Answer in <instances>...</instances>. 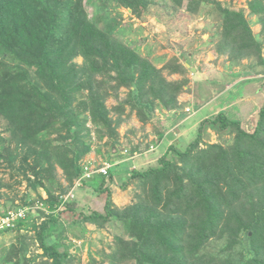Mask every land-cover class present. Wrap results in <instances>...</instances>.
Here are the masks:
<instances>
[{"label": "trees", "instance_id": "trees-1", "mask_svg": "<svg viewBox=\"0 0 264 264\" xmlns=\"http://www.w3.org/2000/svg\"><path fill=\"white\" fill-rule=\"evenodd\" d=\"M244 1L260 23V38L244 9L221 0H198L195 14L207 20L205 44L226 56L227 68L242 67L232 75L250 76L238 84L264 83V0ZM159 2L0 0V169L13 179L0 175V195L14 202L8 190L22 182L36 192L20 198L25 216L0 230L18 231L0 264H78L70 247L87 223L112 236L108 252L93 264H264V100L244 120L230 116L231 103L217 105L224 107L196 122L183 146L182 135L165 140L162 125L154 127L155 139L119 150L118 128L132 115L141 128L156 111H166L172 123L187 117L183 125L210 99L198 100L189 84L183 43H160L179 53L157 54L159 42L144 41L131 19L123 21L122 9L143 14ZM163 2L183 15L184 0ZM193 16L179 17L178 27ZM174 74L179 77L170 78ZM211 81L214 95L224 81ZM184 92L194 98L179 100ZM94 143L102 160L91 167L85 156ZM113 184L133 185V200L113 202ZM76 188H91L101 204L80 206L67 196ZM32 242L40 253L30 251Z\"/></svg>", "mask_w": 264, "mask_h": 264}, {"label": "rangeland", "instance_id": "rangeland-1", "mask_svg": "<svg viewBox=\"0 0 264 264\" xmlns=\"http://www.w3.org/2000/svg\"><path fill=\"white\" fill-rule=\"evenodd\" d=\"M159 1V3L151 6L147 13L143 14L138 9L134 11L122 9L121 14L123 21L125 22L131 19L133 25L140 29V37L143 38L144 41L155 40L159 42V44H164L167 41L172 44L176 42L183 43V52L186 57H188L187 61L191 62V64L184 62L186 64L188 63V65L185 64V66L189 68V73H187L189 80H191L189 84H193V92H195V96L198 100L210 97L209 100L212 102L205 103L203 106L204 108L194 117H191V121L187 120V124L185 123L183 125L180 124L184 120H179L178 122L171 124V119L166 115L167 113H164L166 111H156L153 121L147 123L144 128H141L140 122H138L136 117L132 115L130 120L123 122L118 128L121 135L119 139L121 144L119 146V150H122L120 151L121 153H124L123 148L130 145L131 142L136 143L143 141L144 139H146V141L155 139L157 136L153 129L154 127L161 128L162 125L165 127V129H162L164 130V136L167 137L168 133H172V137H169L170 139H168V142H174L179 139L178 136L182 135L178 144L179 146H183L187 142V139H191L194 136V124L202 120L204 117H207L210 112L214 111V109L216 110L215 112H217V110L220 109L216 108L217 105H220L221 103H231V107L228 110L230 116L235 119L244 120L246 118L245 113L247 111H252L254 105H261L264 100V83H255L252 81L250 83L244 82L238 84L239 80L245 79L247 77L249 78L250 76L244 75L241 77H234L232 73L239 71L242 67L234 65L231 68H227L226 65L228 64V61L226 60V56L217 55L214 50H212L211 46L205 44L208 35L203 31L202 27L206 25L207 20L201 15L195 14L198 11V0H185V3L181 7L182 11H180V13H183L181 16L176 13L175 10L167 9L164 5H162L163 0ZM221 1L226 2L231 8L244 9L245 14H247V17L251 20L250 24L252 31L257 35L258 38H260V36L257 34L260 30V23L257 21L256 16L248 15V9L244 0ZM87 11L88 14L91 15L92 10L90 7H87ZM190 14L194 16L191 20H187V23L185 24L186 27L184 29L178 27L179 17L186 18ZM161 44L155 53L159 54L161 52H166L168 55L179 53V51L174 52L169 47H160ZM178 56L180 61H185L184 55L179 54ZM76 60L79 62L80 58L77 57ZM242 62L245 63L246 60L243 59ZM178 77L179 76L177 74H174L170 78ZM211 79L213 80L211 81ZM209 80L212 82V85L215 84V82L217 84L218 81L223 80V88L218 93L211 95L210 93H212L211 90L213 87L211 89ZM234 84L235 87H233ZM257 88H260V90L256 91ZM227 89L228 91L232 90L230 94L226 93L220 95L222 92H226ZM193 92H184L180 94L178 98L181 101L188 100L190 97L193 98ZM237 92H239L240 96L235 99L234 94ZM234 100L237 102V104L234 103ZM112 103H114V100L109 99L108 104ZM182 109L186 111L189 110L190 107H183ZM4 124L5 121L3 118H0V129L4 127ZM192 128L193 130H190ZM130 129L134 130L133 133L129 131ZM208 132L211 134L210 139L215 140L214 132H211L210 129ZM144 134H147V138L143 137ZM96 148H98V144L94 143L92 151L85 156V160L90 162L91 167H95L102 160L100 153L95 152ZM99 148H101V150L104 149L103 146H100ZM134 157L137 158L135 155ZM135 158L130 159L134 160L135 163L138 161ZM147 162H149V160L145 161V163ZM134 165H132V167ZM0 175L6 180H13L9 177L8 171L4 168L0 169ZM56 175L60 181L64 182V179L61 175V170L59 168H56ZM16 178L20 179L19 177ZM88 186L89 185L84 187L88 188ZM134 190L136 191L133 185L128 186L126 189H121L119 188L118 184H113L111 185V198L117 205H124L133 200ZM38 192L41 194V196L45 197V192L42 190V188H38ZM87 192L84 188H76L72 196L76 199H79L80 206L88 204L89 206L91 205L94 208H97L101 203H96L91 188L90 191L88 190ZM13 194L15 195L14 202H11L10 199L4 197L3 195H0V212L5 209H15V207L19 206L22 195H29L30 198H34L36 196V192L25 187V182H22L21 184L14 183L13 191L10 192L8 190L9 196H12ZM32 214L35 213L33 212ZM86 229L87 232L81 238H72L75 246L70 247V251L79 255V261L77 262L78 264H93L94 261L100 260L102 257V250L108 252V244L112 241V236L110 233H108V231L97 229L93 224L87 223ZM72 230L73 232L79 233L78 227ZM17 234V230L0 233V257L3 255L9 243L16 240ZM68 235L69 237H72L70 234ZM33 250L34 252H41L35 242L31 243L30 251Z\"/></svg>", "mask_w": 264, "mask_h": 264}, {"label": "built area", "instance_id": "built-area-1", "mask_svg": "<svg viewBox=\"0 0 264 264\" xmlns=\"http://www.w3.org/2000/svg\"><path fill=\"white\" fill-rule=\"evenodd\" d=\"M102 168L101 170H103ZM72 196V194H70ZM26 208H18L17 210H8L6 214L0 215V230H3L6 227L14 225V221L17 218H23L25 216Z\"/></svg>", "mask_w": 264, "mask_h": 264}, {"label": "crops", "instance_id": "crops-1", "mask_svg": "<svg viewBox=\"0 0 264 264\" xmlns=\"http://www.w3.org/2000/svg\"><path fill=\"white\" fill-rule=\"evenodd\" d=\"M184 3H185V0H184L183 4H184ZM249 78H250V77H249ZM251 82H252V81H251ZM254 82H255V83H258V81H254ZM191 85H193V84H191ZM233 87H235V84L233 85ZM227 91H228V89H227ZM227 91H226V92H227ZM226 92H222L221 94H225ZM221 94H220V95H221ZM192 96H193V95H192ZM211 97H214V96H211ZM193 98H194V96H193ZM190 99H192V97H190ZM188 100H189V99H188ZM185 101H187V100H185ZM208 102H212V101L208 100ZM221 107H224V106H223V105H221ZM221 107H219V108H221ZM215 111H216V110H215ZM186 118H187V117H186ZM186 118L182 119V121H183V120L185 121V120H186ZM171 124H173V123H172V119H171ZM180 136H181V135H180ZM164 137H165V138H164L165 140H166V139L168 140V137H169V136H167V137H166V136H164ZM178 137H179V136H178ZM169 142H170V141H169ZM130 158H132V159H133V158H134V156H133V157H130ZM119 161L121 162V160H119ZM119 161H117V162H116V161H114L113 163L115 164V163H118ZM122 161H123V160H122Z\"/></svg>", "mask_w": 264, "mask_h": 264}, {"label": "clouds", "instance_id": "clouds-1", "mask_svg": "<svg viewBox=\"0 0 264 264\" xmlns=\"http://www.w3.org/2000/svg\"><path fill=\"white\" fill-rule=\"evenodd\" d=\"M186 64V63H185ZM186 65H188V63L186 64ZM96 171L95 172H98V171H100V170H98V169H95ZM70 194H73V193H71V191H69V193L67 194V196L69 195L70 196ZM71 197V196H70ZM24 207V206H23ZM22 206L21 207H16L15 209H10V210H17L18 208H23ZM8 211V210H7ZM6 211V212H7ZM26 211V210H25ZM1 215V214H0Z\"/></svg>", "mask_w": 264, "mask_h": 264}]
</instances>
